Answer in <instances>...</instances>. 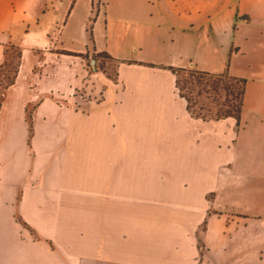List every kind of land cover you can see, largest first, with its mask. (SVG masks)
Returning a JSON list of instances; mask_svg holds the SVG:
<instances>
[{
  "label": "crops",
  "instance_id": "1",
  "mask_svg": "<svg viewBox=\"0 0 264 264\" xmlns=\"http://www.w3.org/2000/svg\"><path fill=\"white\" fill-rule=\"evenodd\" d=\"M0 3L16 15L0 63L22 49L0 109V264H264V0ZM92 18L103 46L62 39ZM110 38L136 41L130 58ZM87 53L118 79L76 110L56 96L74 69L37 56ZM170 68L246 80L239 128L192 117Z\"/></svg>",
  "mask_w": 264,
  "mask_h": 264
},
{
  "label": "rangeland",
  "instance_id": "2",
  "mask_svg": "<svg viewBox=\"0 0 264 264\" xmlns=\"http://www.w3.org/2000/svg\"><path fill=\"white\" fill-rule=\"evenodd\" d=\"M97 12V6L94 8V16ZM12 18V19H11ZM94 18V17H93ZM88 22V27L83 26L84 29H82L80 26V23L74 22L73 20L69 23V26L65 32V35L62 37V39H68L74 37V41H76V47L85 48L86 44H89L90 48H93V44L96 41L100 44V46H103L105 42V37L103 33L96 34V36L93 35V19ZM16 21V15L13 18L11 14H9L8 10L5 9L1 3H0V46L2 45V41L10 34L9 28L12 22ZM23 26L20 24H16V37H21V35L24 34ZM73 35V36H70ZM69 36V37H68ZM26 44L30 43V39H25ZM73 41V43H74ZM54 46L51 47V51L55 52L56 47H60V40H53ZM136 41L134 40H116V39H109V46L111 47L114 52H116L119 56H126L127 58H130L132 47L135 45ZM137 44V43H136ZM10 45H14L10 43L9 45L6 44L4 48V59L2 63H0V67L3 66L4 63H6V53H7V66L0 69V80H2V83H7L8 80H11L15 74L18 75L17 69L19 64V59L17 57L16 50L10 48ZM4 46V45H3ZM16 46V45H15ZM19 47V46H17ZM21 49V48H20ZM22 51V49H21ZM38 54H40V51H37ZM141 54V53H140ZM63 59V61H60L59 59ZM38 62H45L46 65H50L55 67V65H58L59 62L64 67V71L67 70L68 67H71V69H74V77L72 82L69 84L68 90L66 93H58L56 94L57 100L59 103H62L63 105H66L72 109L79 110L86 106L87 103L94 102L95 99H99V94L103 95L104 93V87L102 84V81L104 79H109L111 81H115L118 79L117 76V66L119 63L112 61L104 56H97L95 54H83L79 55V57H60L57 55H50L46 58L43 55L37 56ZM127 60V59H125ZM130 60V59H128ZM22 62V59H21ZM34 66L33 70L34 72H38L39 67ZM41 65V64H39ZM192 63L190 64V66ZM21 66V65H20ZM16 72V73H15ZM185 79V78H184ZM192 92L189 89L186 90V93ZM199 92V89L193 91L192 97L196 96ZM237 93V91H236ZM214 94L212 93V96ZM224 99L226 98V94L224 93ZM65 97V98H64ZM204 98L207 97L205 94L203 96ZM198 109V108H197ZM32 110V109H30Z\"/></svg>",
  "mask_w": 264,
  "mask_h": 264
},
{
  "label": "trees",
  "instance_id": "3",
  "mask_svg": "<svg viewBox=\"0 0 264 264\" xmlns=\"http://www.w3.org/2000/svg\"><path fill=\"white\" fill-rule=\"evenodd\" d=\"M10 48L17 52L19 59L18 72L21 65L22 51L20 47L15 45H10ZM97 56H104L112 60L107 54H99ZM5 62L0 69L7 66V53ZM169 70L176 77V87L179 95L187 102V110L192 117L203 121L233 118L237 121V127L239 128L243 113L246 80L232 77L228 73L212 74L195 69L170 68ZM17 76L15 74L5 84L0 80V109L5 92L15 84ZM189 88L192 92L186 93ZM197 89H199V92L192 97L193 91ZM212 93L214 94L213 96ZM224 93L226 94L225 99ZM205 94L207 97L204 98Z\"/></svg>",
  "mask_w": 264,
  "mask_h": 264
},
{
  "label": "built area",
  "instance_id": "4",
  "mask_svg": "<svg viewBox=\"0 0 264 264\" xmlns=\"http://www.w3.org/2000/svg\"><path fill=\"white\" fill-rule=\"evenodd\" d=\"M99 96H100L99 99H95V100H94L95 103H98V102H100V101L102 100V98H103V96H104V93H103V95L99 94Z\"/></svg>",
  "mask_w": 264,
  "mask_h": 264
}]
</instances>
